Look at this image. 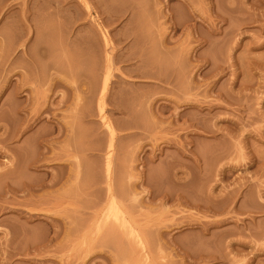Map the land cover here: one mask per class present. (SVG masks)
Returning a JSON list of instances; mask_svg holds the SVG:
<instances>
[{"label": "rangeland", "instance_id": "374dc122", "mask_svg": "<svg viewBox=\"0 0 264 264\" xmlns=\"http://www.w3.org/2000/svg\"><path fill=\"white\" fill-rule=\"evenodd\" d=\"M0 264H264V0H0Z\"/></svg>", "mask_w": 264, "mask_h": 264}, {"label": "bare ground", "instance_id": "6f19581e", "mask_svg": "<svg viewBox=\"0 0 264 264\" xmlns=\"http://www.w3.org/2000/svg\"><path fill=\"white\" fill-rule=\"evenodd\" d=\"M102 111V110H101Z\"/></svg>", "mask_w": 264, "mask_h": 264}]
</instances>
